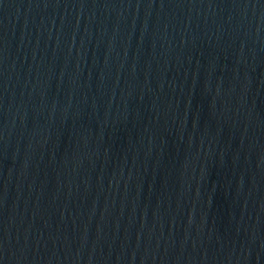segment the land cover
<instances>
[{
  "label": "water",
  "instance_id": "95a60500",
  "mask_svg": "<svg viewBox=\"0 0 264 264\" xmlns=\"http://www.w3.org/2000/svg\"><path fill=\"white\" fill-rule=\"evenodd\" d=\"M0 45L264 135V0H0Z\"/></svg>",
  "mask_w": 264,
  "mask_h": 264
}]
</instances>
